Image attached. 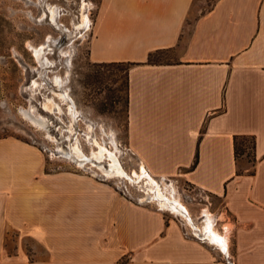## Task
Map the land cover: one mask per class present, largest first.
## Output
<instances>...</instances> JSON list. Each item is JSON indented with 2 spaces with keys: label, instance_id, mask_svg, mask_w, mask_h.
Instances as JSON below:
<instances>
[{
  "label": "crops",
  "instance_id": "crops-1",
  "mask_svg": "<svg viewBox=\"0 0 264 264\" xmlns=\"http://www.w3.org/2000/svg\"><path fill=\"white\" fill-rule=\"evenodd\" d=\"M167 51L176 58L149 61ZM89 58L131 63L132 154L224 198L236 264H264V0H99ZM244 137L252 161L235 155ZM46 167L34 145L0 138V264H222L161 212ZM10 230L42 251L8 253Z\"/></svg>",
  "mask_w": 264,
  "mask_h": 264
},
{
  "label": "rangeland",
  "instance_id": "rangeland-1",
  "mask_svg": "<svg viewBox=\"0 0 264 264\" xmlns=\"http://www.w3.org/2000/svg\"><path fill=\"white\" fill-rule=\"evenodd\" d=\"M98 2L0 0V138L15 137L40 149L49 171L75 173L106 183L129 201L161 212L166 221L180 227L186 238L202 243L214 262L236 264L234 220L224 198L196 187L181 172L159 176L147 169L148 177L159 181L164 190L173 191L185 204L192 216L190 222L162 207L157 197L148 193L143 179L135 175L142 162L129 150L126 140L127 66L96 64L89 58ZM175 58L170 51L154 56L158 61ZM49 101H56L62 109L56 105L44 109ZM39 116L45 118L42 124L30 118ZM114 140L119 145L124 176L107 175L104 170L112 163L108 154L103 158L93 154L94 149L100 150V144L115 151ZM240 143V156L246 153L252 161V139L244 137ZM78 144L81 156L75 150ZM205 209L214 219V228L225 236L226 249L209 242L202 233ZM5 247L10 254L22 247L30 259H34V249L42 251L35 238L22 237L15 230L6 235Z\"/></svg>",
  "mask_w": 264,
  "mask_h": 264
},
{
  "label": "bare ground",
  "instance_id": "bare-ground-1",
  "mask_svg": "<svg viewBox=\"0 0 264 264\" xmlns=\"http://www.w3.org/2000/svg\"><path fill=\"white\" fill-rule=\"evenodd\" d=\"M84 4L86 5V0H84ZM87 18V16H85ZM40 52L37 51V55H39ZM37 83V82H35ZM39 85V83H38ZM56 102V101H55ZM54 101H49L47 103H45L44 105V109L46 110H51L53 108V105H56L59 109H62L60 106V104H56ZM56 108V107H55ZM27 114V113H26ZM30 116V115H29ZM34 122H37L38 124H42V120H44L45 118H43L42 116L36 118L30 117ZM40 118V119H39ZM114 147H115V151L110 150L108 147L101 145L100 144V150L97 151L94 149V156L96 158H103L104 155H106V153L108 154L109 158L111 159L112 163H111V168L110 169H106L104 170V172L109 175V176H124L126 175V173L123 171L121 165H120V160L118 157V152L119 150V145L115 143L114 140ZM75 150L78 152V154L81 156V149L79 147L75 148ZM140 172H135V175L138 176V179H143V182L146 183L147 185V189H148V193L152 192V194H154L157 197V200L159 201V204L164 207V208H169L171 211H173L174 213L177 214H181L182 216H184L187 220H189L190 222L191 220V215L190 212L188 210V208L185 206V204L173 193V191H169L167 188L166 190L163 189V187L161 186V183L159 181L155 182L154 179L151 178V176L149 175L148 177V170L147 167L145 165V163H141L140 164ZM180 196V195H179ZM204 215H207V219H206V225L204 226V228H202V233L204 234V236L206 235V238L209 240V242L216 244L220 247H222L223 249H226L225 246V236L220 234L219 230H217L216 228H214V219L211 216V213L208 211V209L204 210Z\"/></svg>",
  "mask_w": 264,
  "mask_h": 264
},
{
  "label": "trees",
  "instance_id": "trees-1",
  "mask_svg": "<svg viewBox=\"0 0 264 264\" xmlns=\"http://www.w3.org/2000/svg\"><path fill=\"white\" fill-rule=\"evenodd\" d=\"M154 56L155 55L153 53L150 54V57H149L150 62L158 61V60L154 59ZM113 64H125L127 66L126 67V76H127V73H128L129 68L131 66V63L119 62V63H113ZM239 140L240 139H237V141L235 140V155H236V157L240 156V154L242 153V148L240 147L241 143Z\"/></svg>",
  "mask_w": 264,
  "mask_h": 264
},
{
  "label": "built area",
  "instance_id": "built-area-1",
  "mask_svg": "<svg viewBox=\"0 0 264 264\" xmlns=\"http://www.w3.org/2000/svg\"><path fill=\"white\" fill-rule=\"evenodd\" d=\"M234 264V263H233Z\"/></svg>",
  "mask_w": 264,
  "mask_h": 264
}]
</instances>
